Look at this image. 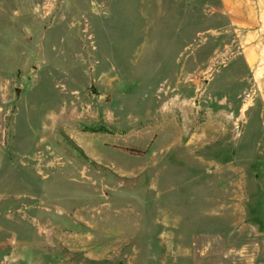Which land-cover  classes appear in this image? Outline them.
Instances as JSON below:
<instances>
[{
  "label": "rangeland",
  "instance_id": "374dc122",
  "mask_svg": "<svg viewBox=\"0 0 264 264\" xmlns=\"http://www.w3.org/2000/svg\"><path fill=\"white\" fill-rule=\"evenodd\" d=\"M0 100V264H264V0H0Z\"/></svg>",
  "mask_w": 264,
  "mask_h": 264
},
{
  "label": "crops",
  "instance_id": "0c3cea01",
  "mask_svg": "<svg viewBox=\"0 0 264 264\" xmlns=\"http://www.w3.org/2000/svg\"><path fill=\"white\" fill-rule=\"evenodd\" d=\"M230 4L227 5L226 2H224V5L226 8H229L230 6L233 8V9H238L239 8V4L236 3L235 5H232L231 2H229ZM241 7V6H240ZM235 20H238L239 23H241L240 19L237 18V17H234ZM256 57H252L253 60H256L255 59ZM11 104H10V101H7V100H0V152H4L7 148V146L5 145V138L7 136L11 137L12 136V120H11Z\"/></svg>",
  "mask_w": 264,
  "mask_h": 264
},
{
  "label": "water",
  "instance_id": "95a60500",
  "mask_svg": "<svg viewBox=\"0 0 264 264\" xmlns=\"http://www.w3.org/2000/svg\"><path fill=\"white\" fill-rule=\"evenodd\" d=\"M24 30H25V32H26L27 34H29V31H28V29H27L26 27H24Z\"/></svg>",
  "mask_w": 264,
  "mask_h": 264
},
{
  "label": "trees",
  "instance_id": "16d2710c",
  "mask_svg": "<svg viewBox=\"0 0 264 264\" xmlns=\"http://www.w3.org/2000/svg\"><path fill=\"white\" fill-rule=\"evenodd\" d=\"M130 152L139 153L140 151L129 150Z\"/></svg>",
  "mask_w": 264,
  "mask_h": 264
}]
</instances>
